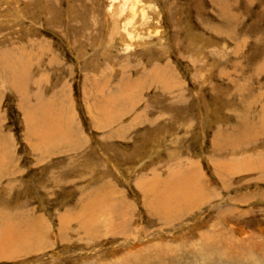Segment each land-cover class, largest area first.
<instances>
[{"label": "rangeland", "instance_id": "1", "mask_svg": "<svg viewBox=\"0 0 264 264\" xmlns=\"http://www.w3.org/2000/svg\"><path fill=\"white\" fill-rule=\"evenodd\" d=\"M137 2L131 35L111 0H0V224L31 236L0 264H264V0ZM178 174L161 219L146 185Z\"/></svg>", "mask_w": 264, "mask_h": 264}, {"label": "bare ground", "instance_id": "2", "mask_svg": "<svg viewBox=\"0 0 264 264\" xmlns=\"http://www.w3.org/2000/svg\"><path fill=\"white\" fill-rule=\"evenodd\" d=\"M110 6L115 7L114 13L117 14L116 15L117 17L123 15L124 17L123 22L126 26L125 28L127 32L131 35L137 34L138 31L136 25L137 13L134 10V9H139L137 7L138 6L137 0H111ZM125 6L128 7H127V11L124 14L123 11ZM117 17H114V19H117ZM20 64L21 62L19 60L13 61V58L9 59V57L7 58V56L4 57L2 60L3 67L5 68L6 71H8L9 76H11L12 85L15 86L17 85L16 86L17 88H21L23 86L25 87L26 85L25 83L26 78L23 75V71H19ZM59 116L61 117L60 114L57 115L55 111H52L51 106H48L46 108L39 107L36 108L35 110L32 109L30 110V112H27L26 118L30 122L31 119L33 118V129L32 130L29 129V131H34L35 134L36 132H38V136L40 137L39 139L42 148L43 146H45V144H48V140L53 139L56 136V134L59 136L58 130L61 128L60 126H58L60 123L58 119ZM146 186L148 188V192L151 193V195L153 194L154 196V197L152 196V199L150 200L148 207L151 208L152 210H155L156 214L159 215L160 218L164 220H169L171 218H174L175 210L182 205L185 207L188 206L189 203H191L190 201L193 195L195 194V190L193 191L194 185L192 183V180H189V178L184 174L171 175L163 179H160L159 177L157 178L155 176V178H153L151 181H148ZM94 196L95 195L92 196L93 198L91 197L92 200L90 198V200L88 201L89 203L87 205L85 204L86 205L85 207H89L90 205H94L96 207L98 203H100L98 198H96L97 196L95 197ZM193 198H195V196ZM189 207L191 206L189 205ZM86 209L88 211H91V208L90 209L86 208ZM13 220L14 218L12 219L10 213L8 214L5 212L2 214V220L0 224V227L2 228L0 229V258L2 257L10 258L11 255L9 254H12L13 253L12 251L14 252L20 250L24 251L27 248H29L28 242L30 241L31 236L27 235V237H25L22 234H20L22 231L20 230L19 227L17 228L13 224ZM17 222L19 223V221ZM26 228L30 229L28 225ZM16 231H18V233L15 235ZM24 238L26 242H22ZM2 247L5 248L3 249ZM8 251H10V253Z\"/></svg>", "mask_w": 264, "mask_h": 264}]
</instances>
